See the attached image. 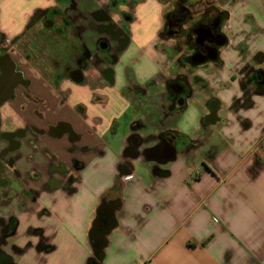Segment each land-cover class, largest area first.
Returning <instances> with one entry per match:
<instances>
[{
  "label": "crops",
  "instance_id": "obj_1",
  "mask_svg": "<svg viewBox=\"0 0 264 264\" xmlns=\"http://www.w3.org/2000/svg\"><path fill=\"white\" fill-rule=\"evenodd\" d=\"M168 1L121 7L129 35L110 78L55 81L51 64H20L32 98L17 88L3 128L28 122L37 132L0 169V221L15 219L8 235L0 222V264H92L90 229L109 201L116 222L98 264H264V0H218L228 13L222 64L197 71L203 87L192 83L180 104L156 49ZM58 3L0 0V32L20 35L35 10ZM71 3L62 5L67 15L93 17L100 7ZM210 98L219 101L216 122L205 120ZM168 132L178 139L162 148Z\"/></svg>",
  "mask_w": 264,
  "mask_h": 264
},
{
  "label": "flooded vegetation",
  "instance_id": "obj_2",
  "mask_svg": "<svg viewBox=\"0 0 264 264\" xmlns=\"http://www.w3.org/2000/svg\"><path fill=\"white\" fill-rule=\"evenodd\" d=\"M71 1L59 0L56 6L35 10L27 31L20 35L6 39L5 34L0 32V142L6 143L0 150V169L6 165V168L10 167L14 160L10 153L17 151L21 140L28 133L37 132L28 122L21 125L11 122L10 129L3 128L2 113L8 103L20 96L17 88H22L23 99L32 98L28 88L30 81L24 77L20 64L34 66L37 61L48 63L57 69L51 73L55 81L61 80L64 74H70L90 86L99 74L111 77L110 63L117 59L125 47L129 35L127 23L131 15L121 7L128 6V0H96L100 7L93 17L81 11L67 15L62 5L66 2L72 8ZM222 6L218 0H170L167 3L156 49L168 64L167 85L173 104H180L185 96L192 93V83H199L203 87L200 82L202 77L197 71L205 72L210 65L219 67L222 64L220 52L226 44L218 46V43L224 39L221 34L224 35L223 27L228 18L227 10ZM85 29H92L93 35L75 39L74 36L80 35ZM51 46L61 50H56L58 55L55 57L50 51ZM168 46L176 51L174 57H168ZM122 75L128 80L127 88H130V69L124 66ZM258 77V71L250 72L249 79ZM207 105L210 114L205 120L216 122L218 117L215 110L219 107V101L210 98ZM11 119L9 117L7 122L10 123ZM177 139L171 132L165 133L161 139L162 148L169 147ZM2 183L8 182L3 179ZM24 196L33 197L27 189L23 191ZM112 204L106 202L105 207L98 211L92 234L94 237L113 222ZM0 222L3 235L13 231L14 218L6 223ZM93 241L96 249L99 241ZM100 257L101 251H96L91 259L92 264H98Z\"/></svg>",
  "mask_w": 264,
  "mask_h": 264
},
{
  "label": "water",
  "instance_id": "obj_3",
  "mask_svg": "<svg viewBox=\"0 0 264 264\" xmlns=\"http://www.w3.org/2000/svg\"><path fill=\"white\" fill-rule=\"evenodd\" d=\"M221 36L224 38L221 42L218 43V46H223L224 44H226V37L224 35L221 34ZM173 153H174V149H170V155L169 156H173ZM101 209V208H99ZM110 209H111V215L113 217V222L106 228L104 229L101 233H99L96 237H94L92 234H93V231L95 229V225H96V222L97 220L95 219V221L93 222V225L90 229V235L91 237L94 239V240H98L99 243H98V247L96 248V251L97 252H100L101 251V248H102V245L104 243V240H105V236L106 234L109 232V230L115 225V217H114V209H115V205H111L110 206Z\"/></svg>",
  "mask_w": 264,
  "mask_h": 264
},
{
  "label": "rangeland",
  "instance_id": "obj_4",
  "mask_svg": "<svg viewBox=\"0 0 264 264\" xmlns=\"http://www.w3.org/2000/svg\"><path fill=\"white\" fill-rule=\"evenodd\" d=\"M63 3H66V2H63ZM169 43L166 44V46L168 45ZM165 46V47H166ZM167 48H169L168 50V57L171 58L172 56L174 57L175 56V50H173V48H171V46H168ZM103 51H101V54L103 55ZM161 55V54H160Z\"/></svg>",
  "mask_w": 264,
  "mask_h": 264
}]
</instances>
